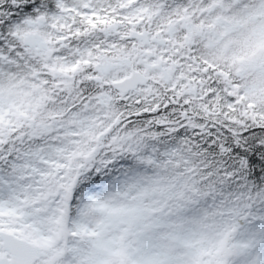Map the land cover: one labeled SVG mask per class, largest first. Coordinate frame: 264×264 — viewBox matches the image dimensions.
<instances>
[{"label":"snow or ice","instance_id":"1","mask_svg":"<svg viewBox=\"0 0 264 264\" xmlns=\"http://www.w3.org/2000/svg\"><path fill=\"white\" fill-rule=\"evenodd\" d=\"M0 264H264V0H0Z\"/></svg>","mask_w":264,"mask_h":264}]
</instances>
